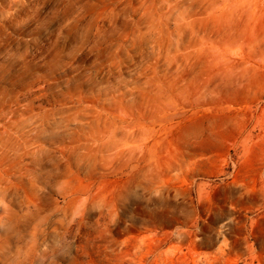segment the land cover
<instances>
[{"label": "rangeland", "instance_id": "obj_1", "mask_svg": "<svg viewBox=\"0 0 264 264\" xmlns=\"http://www.w3.org/2000/svg\"><path fill=\"white\" fill-rule=\"evenodd\" d=\"M0 264H264V0H0Z\"/></svg>", "mask_w": 264, "mask_h": 264}]
</instances>
